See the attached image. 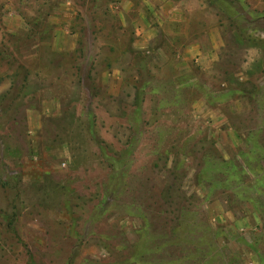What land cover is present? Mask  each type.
<instances>
[{
    "label": "rangeland",
    "instance_id": "obj_1",
    "mask_svg": "<svg viewBox=\"0 0 264 264\" xmlns=\"http://www.w3.org/2000/svg\"><path fill=\"white\" fill-rule=\"evenodd\" d=\"M0 264H264V0H0Z\"/></svg>",
    "mask_w": 264,
    "mask_h": 264
},
{
    "label": "crops",
    "instance_id": "obj_2",
    "mask_svg": "<svg viewBox=\"0 0 264 264\" xmlns=\"http://www.w3.org/2000/svg\"><path fill=\"white\" fill-rule=\"evenodd\" d=\"M63 1L66 2V3H71V2H73L75 0H62V2ZM171 5L173 6V8H172V11H170L171 15L168 16V18H169L168 25L172 26L171 27L172 31L175 32V31H179V29L182 28V24L178 22V18L181 16V13L178 12L176 4H172L171 3ZM62 7H64V4H62ZM219 47L220 46H218V44H217L215 46V51H214V47H213V49L211 51H209V52H204L202 50V46H198L197 48H195V50H193L192 47L187 48V49L184 50V54H183L185 59H182V60L184 61V63H188V60H190V59L192 60V59L195 58V61H198L199 65H201V66H207L209 64L214 66L221 59L220 55H218V48ZM207 68H208V66H207Z\"/></svg>",
    "mask_w": 264,
    "mask_h": 264
}]
</instances>
